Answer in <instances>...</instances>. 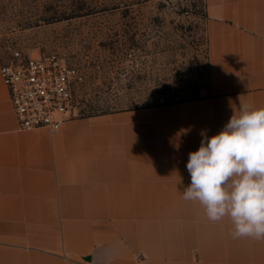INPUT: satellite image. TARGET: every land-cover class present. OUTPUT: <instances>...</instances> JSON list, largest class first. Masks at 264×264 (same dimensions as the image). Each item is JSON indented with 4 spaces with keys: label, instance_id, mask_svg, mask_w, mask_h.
Returning <instances> with one entry per match:
<instances>
[{
    "label": "crops",
    "instance_id": "1",
    "mask_svg": "<svg viewBox=\"0 0 264 264\" xmlns=\"http://www.w3.org/2000/svg\"><path fill=\"white\" fill-rule=\"evenodd\" d=\"M208 84L183 101L20 130L0 77V264H264L183 199L189 153L264 107V0H204Z\"/></svg>",
    "mask_w": 264,
    "mask_h": 264
},
{
    "label": "rangeland",
    "instance_id": "2",
    "mask_svg": "<svg viewBox=\"0 0 264 264\" xmlns=\"http://www.w3.org/2000/svg\"><path fill=\"white\" fill-rule=\"evenodd\" d=\"M204 0H0V54H56L82 74L73 117L198 98Z\"/></svg>",
    "mask_w": 264,
    "mask_h": 264
},
{
    "label": "clouds",
    "instance_id": "3",
    "mask_svg": "<svg viewBox=\"0 0 264 264\" xmlns=\"http://www.w3.org/2000/svg\"><path fill=\"white\" fill-rule=\"evenodd\" d=\"M182 195L211 222L227 218L234 238L264 240V107L241 105L224 128L189 153Z\"/></svg>",
    "mask_w": 264,
    "mask_h": 264
},
{
    "label": "built area",
    "instance_id": "4",
    "mask_svg": "<svg viewBox=\"0 0 264 264\" xmlns=\"http://www.w3.org/2000/svg\"><path fill=\"white\" fill-rule=\"evenodd\" d=\"M0 77L20 130L56 132L74 116L73 95L82 74L56 54L8 48L0 54Z\"/></svg>",
    "mask_w": 264,
    "mask_h": 264
}]
</instances>
